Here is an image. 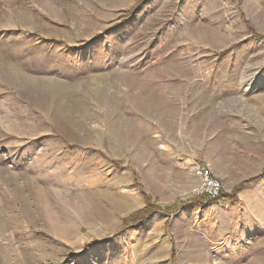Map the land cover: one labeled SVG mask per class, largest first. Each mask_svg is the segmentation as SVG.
Segmentation results:
<instances>
[{
	"label": "rangeland",
	"instance_id": "1",
	"mask_svg": "<svg viewBox=\"0 0 264 264\" xmlns=\"http://www.w3.org/2000/svg\"><path fill=\"white\" fill-rule=\"evenodd\" d=\"M196 159L264 188V0H0V264L212 263Z\"/></svg>",
	"mask_w": 264,
	"mask_h": 264
},
{
	"label": "crops",
	"instance_id": "2",
	"mask_svg": "<svg viewBox=\"0 0 264 264\" xmlns=\"http://www.w3.org/2000/svg\"><path fill=\"white\" fill-rule=\"evenodd\" d=\"M263 199L264 188L249 187L236 192L232 200L212 202L208 223L215 241L208 252L214 259L208 264H264V217L244 212Z\"/></svg>",
	"mask_w": 264,
	"mask_h": 264
},
{
	"label": "built area",
	"instance_id": "3",
	"mask_svg": "<svg viewBox=\"0 0 264 264\" xmlns=\"http://www.w3.org/2000/svg\"><path fill=\"white\" fill-rule=\"evenodd\" d=\"M195 184L187 191L188 198H206L217 201L222 194V183L214 177L211 165L206 160L196 159L192 168Z\"/></svg>",
	"mask_w": 264,
	"mask_h": 264
},
{
	"label": "trees",
	"instance_id": "4",
	"mask_svg": "<svg viewBox=\"0 0 264 264\" xmlns=\"http://www.w3.org/2000/svg\"><path fill=\"white\" fill-rule=\"evenodd\" d=\"M249 182H251V181H249ZM142 212H144V213H146V215H148L151 212V210H148L147 208H145Z\"/></svg>",
	"mask_w": 264,
	"mask_h": 264
}]
</instances>
